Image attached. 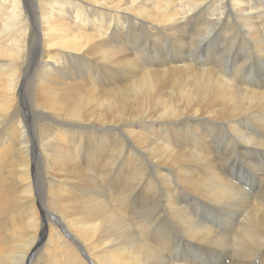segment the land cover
I'll list each match as a JSON object with an SVG mask.
<instances>
[{
	"label": "bare ground",
	"instance_id": "6f19581e",
	"mask_svg": "<svg viewBox=\"0 0 264 264\" xmlns=\"http://www.w3.org/2000/svg\"><path fill=\"white\" fill-rule=\"evenodd\" d=\"M0 112V264H264V0H0Z\"/></svg>",
	"mask_w": 264,
	"mask_h": 264
},
{
	"label": "rangeland",
	"instance_id": "374dc122",
	"mask_svg": "<svg viewBox=\"0 0 264 264\" xmlns=\"http://www.w3.org/2000/svg\"><path fill=\"white\" fill-rule=\"evenodd\" d=\"M145 31V32H144ZM140 36H138L139 34ZM147 35H146V34ZM134 35V36H133ZM137 35V36H136ZM149 37V38H148ZM132 38V39H131ZM137 39V40H136ZM128 40L131 41L130 43V46L132 45V43H134V47L133 49L134 50H138L140 51L141 49H145V50H152L153 48V39L151 38V36L147 33L146 30H143V31H138V32H135L134 34H131L129 37H128ZM143 40V41H142ZM148 40V41H147ZM210 40V41H209ZM126 42V41H125ZM142 42V43H141ZM164 42V41H163ZM139 45V46H138ZM146 45V46H144ZM152 45V46H151ZM221 45V42L215 38V39H205L202 41L201 44H199L198 46H196V44H193V48L192 50L189 49L187 55L189 54V56H196V58H202V57H206L209 55L213 57V54L216 56L217 59H220V56H221V51H222V45ZM147 48V49H146ZM209 48V49H207ZM216 48V49H215ZM195 49V50H194ZM220 51V53L218 52ZM194 56V58H195ZM217 62V61H215ZM72 66V67H71ZM76 66V67H75ZM67 68L68 69H73L76 68L77 70H79L78 72H81L83 69L81 67V63L80 61H77L75 63H73L72 65L69 63V65H67ZM6 72V71H5ZM257 72V73H256ZM258 74V69L255 68L253 70V75L254 76H257ZM7 75V74H6ZM33 71L31 70V68H29L28 70V74L26 76V79L24 81V85L22 87V91H18L16 92V95L18 96L21 92L23 94V97H24V100H22L23 102H25L26 104H21L20 107L24 110H27L29 111L30 110V107L31 105H37L38 103L36 102V96L35 98H33L31 96V86L29 85L31 82H32V78H33ZM251 80V79H250ZM43 86L41 83H39V87ZM38 88V87H37ZM24 91V92H23ZM27 92V93H26ZM33 92L34 93H37L36 89H33ZM29 93V94H28ZM33 93V94H34ZM28 100V101H27ZM1 114V112H0ZM30 121L35 124L38 122V118H37V115H36V112L35 111H31V115H30ZM35 132V130H34ZM17 139V134L14 135V138L11 140V142L9 143V145L6 146V143L3 145V147L0 148V157L3 161H8L9 163L12 164V161L14 162L15 159L12 158V154H13V146H14V142L15 140ZM219 148H222V147H219ZM58 152H60V149L58 150ZM57 152V156H59ZM36 154V153H35ZM264 157V155H263ZM31 159V157H30ZM32 160L33 161H36L37 163L40 162L41 160H43L39 155H36L34 157H32ZM264 160V158H263ZM242 161L244 160H239V163H243ZM39 172H40V168L37 166V168L35 169V174L39 175ZM41 174V173H40ZM244 175V176H243ZM243 177V178H242ZM242 181L243 182V186L246 187V189H250V184H251V176H249L247 173H243L242 174ZM235 178V177H234ZM237 180V178H235ZM239 180V179H238ZM203 212L205 213L206 210L204 208H202ZM213 211V210H212ZM210 211H208L209 213ZM217 212V214H216ZM215 213V214H214ZM220 214V215H219ZM217 215V216H216ZM208 218L210 219V221H212V223H214L216 225L217 228H219L220 230L223 229V225L225 224L223 222V216H222V212L221 210H214L213 212H211V214L208 216ZM43 220H41V218H38V226H40L41 224H43ZM159 222H162V220H160ZM53 224H50V227H53L52 226ZM221 226V227H220ZM158 229H156V232L157 233H167L171 235V238H173V236H175L176 233L175 230L172 228V226L170 224H167V223H164V224H160L158 227H156ZM164 231H163V229ZM166 228V229H165ZM171 230H170V229ZM160 230V231H159ZM167 230V231H166ZM174 230V231H173ZM166 231V232H165ZM161 233V234H162ZM166 234V235H167ZM174 234V235H173ZM0 236L2 238H7L8 239V250L11 251L12 255L13 252H14V249H13V245H12V236H13V233L8 231L7 233H1ZM47 238V232L45 233V239ZM181 239V238H180ZM183 242V248L184 249H188L189 250V253H188V256H195L197 257L196 261L198 262H201L203 264H209L210 261H212V257L216 254V251L213 252L211 250H208V251H205V249H200L201 246L198 245L197 243H190L188 242L187 240L184 241L182 240ZM186 243V245H185ZM190 244V245H189ZM187 247V248H186ZM190 247V248H189ZM197 247V248H196ZM177 252H181L179 250H177ZM44 253H45V249H43V251L38 255V258H41L44 256ZM231 259H234L233 257H231ZM209 260V261H208ZM228 260V258H226V261Z\"/></svg>",
	"mask_w": 264,
	"mask_h": 264
}]
</instances>
